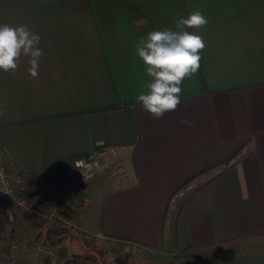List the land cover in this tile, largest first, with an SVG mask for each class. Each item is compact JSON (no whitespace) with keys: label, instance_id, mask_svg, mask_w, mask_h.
<instances>
[{"label":"crops","instance_id":"0c3cea01","mask_svg":"<svg viewBox=\"0 0 264 264\" xmlns=\"http://www.w3.org/2000/svg\"><path fill=\"white\" fill-rule=\"evenodd\" d=\"M197 9L201 67L178 109L153 119L136 99L150 78L135 45ZM0 24L27 25L43 52L38 78L27 57L0 71V161L27 203L73 226L0 196V259L14 246L16 264H159L225 246L247 249L226 264H264V0H0ZM103 146L116 165L79 183L77 162Z\"/></svg>","mask_w":264,"mask_h":264},{"label":"clouds","instance_id":"9594fccd","mask_svg":"<svg viewBox=\"0 0 264 264\" xmlns=\"http://www.w3.org/2000/svg\"><path fill=\"white\" fill-rule=\"evenodd\" d=\"M207 17L202 10H194L178 17L174 28L149 31L135 45L150 82L136 99L153 119L176 111L183 96L185 79L191 80L201 67L202 50L206 41L198 29L206 27ZM41 37L27 25L0 24V71L14 75L21 57H27V72L33 79L39 75L42 49ZM181 124L191 127L192 122L181 119ZM78 166L80 162H77Z\"/></svg>","mask_w":264,"mask_h":264},{"label":"built area","instance_id":"2783aa9c","mask_svg":"<svg viewBox=\"0 0 264 264\" xmlns=\"http://www.w3.org/2000/svg\"><path fill=\"white\" fill-rule=\"evenodd\" d=\"M119 157V150L115 146H103L95 151L91 157L81 159L79 166L77 165V179L79 183L87 182L94 179L98 174L106 171L112 166L116 165ZM12 162L4 163L0 161V196L7 199L13 207L21 214L25 216H32L36 220L47 222L48 224H57L63 229H71V221L56 214L55 212L43 213L36 209L34 206L27 203L17 192L14 181L10 177V168H13ZM116 171L120 174H125L126 170L123 166L118 165ZM70 190L62 194V197L58 198L55 202L56 205H61ZM49 255L61 258V252L58 248L40 244ZM0 264H16L15 263V249L14 246L8 248L0 259Z\"/></svg>","mask_w":264,"mask_h":264},{"label":"rangeland","instance_id":"374dc122","mask_svg":"<svg viewBox=\"0 0 264 264\" xmlns=\"http://www.w3.org/2000/svg\"><path fill=\"white\" fill-rule=\"evenodd\" d=\"M202 177H205L204 175ZM201 178V177H200ZM39 222L41 220H38ZM43 222V221H41ZM66 230H70V229H66ZM89 238L90 242H95L94 245H97V247H101V249H94L93 253L95 256H99V255H103L104 254V243L103 241H101V239H96L93 240ZM92 244V243H90ZM124 249V248H123ZM115 250V249H114ZM124 251V250H122ZM121 250H119V252H115L113 251L114 254H118V253H123ZM126 251V250H125ZM247 251V249L245 248H235V249H230L228 248L225 249V246H218L215 247L214 249H212L209 253L204 254V255H200L197 257H179V256H173V258H170L168 254L164 255L165 256V260L162 261V263L159 264H226V261L228 259V257L231 256H242L244 255V253ZM107 253V252H106ZM120 255V254H118ZM84 259H78V260H83L86 261L88 260V258L91 256L90 253L88 252H84L83 255H81ZM99 257H93L92 260H97ZM78 260H75V262H80ZM103 262L105 261V259H102ZM75 264H82V263H75ZM148 264H153V262H149Z\"/></svg>","mask_w":264,"mask_h":264},{"label":"trees","instance_id":"16d2710c","mask_svg":"<svg viewBox=\"0 0 264 264\" xmlns=\"http://www.w3.org/2000/svg\"><path fill=\"white\" fill-rule=\"evenodd\" d=\"M241 150L236 153L235 155H233L232 157L220 162L217 166H221L222 169L219 171L218 175L225 172L228 168H230L231 166H233L237 160H239L240 156H241Z\"/></svg>","mask_w":264,"mask_h":264}]
</instances>
